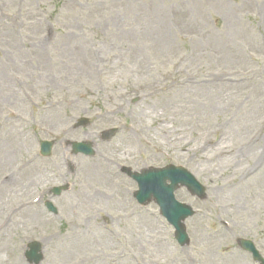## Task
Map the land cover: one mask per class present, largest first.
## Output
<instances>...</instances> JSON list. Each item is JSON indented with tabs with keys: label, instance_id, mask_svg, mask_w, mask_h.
Masks as SVG:
<instances>
[{
	"label": "rangeland",
	"instance_id": "rangeland-1",
	"mask_svg": "<svg viewBox=\"0 0 264 264\" xmlns=\"http://www.w3.org/2000/svg\"><path fill=\"white\" fill-rule=\"evenodd\" d=\"M98 153L108 183L80 172ZM169 165L207 190L175 193L195 213L183 247L124 172ZM241 239L264 257V0H0V264H30V242L40 264H259Z\"/></svg>",
	"mask_w": 264,
	"mask_h": 264
},
{
	"label": "water",
	"instance_id": "water-1",
	"mask_svg": "<svg viewBox=\"0 0 264 264\" xmlns=\"http://www.w3.org/2000/svg\"><path fill=\"white\" fill-rule=\"evenodd\" d=\"M82 124L85 125L86 121H82ZM113 134V131L110 134H106L105 139H110ZM73 148L74 154H93L90 144L75 143ZM51 149V143H41V153L44 156H49ZM131 177L139 184V191L136 193V198L139 202L146 203L154 199L160 207L163 217L175 228V236L178 243L181 246L188 244L189 238L183 222L193 216L194 212L191 207L177 202L174 193L181 185L186 187L193 196L204 199L205 190L201 184L189 172L173 166L165 169L145 170L141 174H132ZM168 181H170V184L167 183ZM60 191L61 189L55 190L56 193ZM48 207L50 211L55 212L51 205H48ZM241 246L252 253L256 261L264 264V259L261 258L251 242L242 240ZM26 257L29 263L40 264L43 259L41 246L38 243L30 244Z\"/></svg>",
	"mask_w": 264,
	"mask_h": 264
},
{
	"label": "bare ground",
	"instance_id": "bare-ground-1",
	"mask_svg": "<svg viewBox=\"0 0 264 264\" xmlns=\"http://www.w3.org/2000/svg\"><path fill=\"white\" fill-rule=\"evenodd\" d=\"M61 106H64V104H63V102H59V101H54L53 103L47 104V109H49V111L46 113V120L48 122L53 123L54 125H57L58 123L63 121V116L59 112ZM113 106L109 107L102 114L101 119H103L104 121H108L109 119H111V117L114 114V110L117 108V106H115V107H113ZM59 132H60L61 135L69 136V133L71 131H69L68 127L65 125L64 127L61 128V130ZM102 152H106L109 155H112L111 157L108 156V159L114 160V159H117V157H118V153L120 152V147L119 146L103 147L102 148ZM126 158H127V156H126ZM108 159L103 153H101V154L98 153L97 158L94 159V160H97L96 163L91 162L92 164H96V166H97L95 168V171L94 172H92V170H88L87 171V170H85V167H84L85 171L83 169H81L80 172L81 173H83V172L87 173L88 177L93 176V177H95L97 179H100V180L108 183V182H110L111 175L115 174L114 173L115 172L114 169L109 167V160ZM65 160L68 161V158L65 157ZM84 162L85 161H83V163ZM63 163L64 162L61 160L59 166L61 167V164H63ZM91 163L89 162V164H91ZM101 164H103V165H101ZM87 174H84V175L86 176ZM88 189H91V188H88ZM66 239H70V237H67Z\"/></svg>",
	"mask_w": 264,
	"mask_h": 264
}]
</instances>
